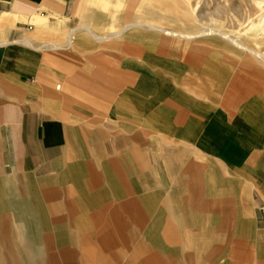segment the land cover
I'll return each mask as SVG.
<instances>
[{
  "label": "crops",
  "instance_id": "1",
  "mask_svg": "<svg viewBox=\"0 0 264 264\" xmlns=\"http://www.w3.org/2000/svg\"><path fill=\"white\" fill-rule=\"evenodd\" d=\"M96 1H100L97 7ZM83 3L0 0V165L20 181L18 173L44 175L63 166L69 136L78 133L73 125L92 127L115 120V126L137 129L131 136L136 146L123 159L116 157L111 168L108 162L100 174L92 172L86 181L84 186L91 190L99 183L104 186L98 196L81 201L75 197L81 196L76 190L83 186L72 183L65 187L63 197L73 215L68 217L65 210L64 216L75 221V231L82 226L77 219L95 216L96 211L90 213L88 207L99 208V225L92 227L99 229V236L90 233L77 243L91 244L99 256H110L99 257L100 264H169L173 259L177 264H206L216 247L224 244L232 224L235 202L228 200L234 189L231 182L206 171L207 164L180 162L182 173L189 177L182 190L152 195L147 192L151 184L144 190L133 184V196L121 171L124 168L134 175L141 158L147 156L141 151L146 138L143 132L194 146L229 170L247 174L264 170V99L247 95L257 88L254 79H264V55L254 47L258 37L244 36L236 27L222 32L210 26V18L201 19L195 0H93L94 6L78 26ZM243 17L242 13L237 16L239 22ZM203 29H216L219 34L202 35ZM89 41L104 51H99V76L93 73L92 50L81 46ZM142 47L153 51L142 52ZM213 48L224 51L227 60L240 63L246 72L216 81L217 71L184 66L189 65L188 59L199 63V52L208 54ZM110 50L128 66L112 65L113 59L105 56L114 55ZM162 53L173 54L184 72L195 75V80L183 84L179 74L170 71L177 88L197 98L205 99L201 93L210 98L206 120L204 117L201 126L192 121V143L187 136L145 128L150 115L164 111L165 104L158 103L173 89L160 73L153 72L159 60L156 55ZM200 77L213 86L201 90L204 80ZM221 101L235 103L223 107ZM192 111H196L194 106ZM193 115L199 119L197 113ZM156 157L159 171L150 167L144 174L149 172L151 177L153 172L160 182L168 181L167 159L160 148ZM95 165L89 166L93 169ZM134 181L139 182L138 177ZM107 193L114 197L112 205L104 200ZM257 194L264 199V182ZM84 204L86 211L82 210ZM255 229L256 239L263 238L264 229Z\"/></svg>",
  "mask_w": 264,
  "mask_h": 264
},
{
  "label": "rangeland",
  "instance_id": "2",
  "mask_svg": "<svg viewBox=\"0 0 264 264\" xmlns=\"http://www.w3.org/2000/svg\"><path fill=\"white\" fill-rule=\"evenodd\" d=\"M83 2L84 5L81 11V21L78 26L83 23V16L88 12L89 7L92 8V6H94L92 4L93 0H83ZM96 2L97 7L100 1ZM195 2L198 3L197 8L201 19L210 18L208 22L210 26H214L222 32H225L226 28L229 30L230 28L234 29L236 27L242 31L241 33L244 36H257L258 38H255L254 41L256 44L254 46L255 50L264 55V0H195ZM240 13L244 15V19L241 22H239V18H237ZM81 46L85 47V50H92V54L95 56L94 62L92 63L93 73L99 76V51L104 52L99 48H102V46L94 41H89L88 43ZM142 48V52L151 50L144 47ZM110 51V53L114 55L105 53V56L107 55L109 56V59H113L111 63L112 65H119V67L122 68H126L128 66L123 58L120 56L118 57V53L115 50ZM225 55L226 54L224 51L213 48L208 54L199 52V63L191 62L192 60L188 59L187 63L189 65L184 64V66L191 67L192 65H198L200 70L211 69L217 71L218 75L216 81H223L224 79V81H226L227 78L230 76H236L238 72L240 73V71L242 72L241 74H243L245 70L242 68L240 63L227 60ZM156 57L159 60L156 62L153 72H155V74L160 73L165 84L167 83L168 87H173L175 91L172 89L173 92L171 91L167 93V95L160 99L158 105L165 104L166 108L161 113L158 112L157 114L150 115L151 117H149V125L145 126V128L149 130L154 127L156 129L170 131L180 136H187L188 141L192 143V121H198L199 125L201 126L204 117L206 120L207 113L211 107L209 105L210 98H207V96L202 93L200 96H204L205 99L197 98L186 90L177 88L175 85V80L171 78V72L173 74H176L177 72L181 78L179 80L183 81V84L185 82L190 83L196 78L195 75L184 72V69L180 68L182 65L181 61L178 62L177 58L173 54L162 53L156 55ZM177 65L179 66L178 68H176ZM244 76L247 80H250V77H248L247 74ZM200 78L201 81L204 80L202 77ZM213 80L214 79H212V81ZM204 81L203 86L202 84L200 86L201 90L203 89L202 87L211 88L213 86H209V83H212L209 79H205ZM254 81L257 88L255 92H250L247 95H258L259 100H262L264 99V79H254ZM247 95H244L239 100L243 99ZM234 103L232 102L230 105H227L221 101V106L224 107L226 105L231 107V105H234ZM192 106H194L196 111H192ZM193 113H197L199 115V119L194 116ZM114 122L115 120L106 121L104 124L92 127L84 124L73 125V129L78 130V133L70 134L69 138L71 139V143L68 148L65 149L63 166H61L60 170L55 172L53 170L50 173L44 175H38L33 171L22 174L18 173V176L21 179L20 181L18 178H16V176H12L14 173H5L3 171L2 165H0V219L3 220H0L1 264H13V260L16 257L20 258V264H27L26 259L28 254L26 251L28 244L24 242L20 243V241L16 242V236L15 238H12L15 244L9 241V229L12 230L11 226L14 227V223L9 217L10 214H14V206H12L10 202H14L15 197H10L8 199V196H6L7 188L8 190L11 188L8 187L7 183H12L14 185L13 189L18 192L22 191L21 194H25V191L22 189V187L27 183L38 188L39 193L42 191L45 192L46 189L50 191H47L46 193L48 196L47 199H49L48 201L45 202L44 199L40 198L39 193L37 192H34L35 199L32 198L31 201L39 202L41 204L40 208L44 210L46 209L44 208L45 206L50 207V222L47 228L44 229V233L47 235L49 242H52L51 244H53V247H55V254L58 257L57 259L60 260L61 257L58 255V249L56 247L59 249L65 247L67 250L69 248V250L72 251L74 255L77 253L79 258L82 255L81 253H83V259L85 262H79V264H89L90 259L96 256L105 258L110 257L109 255L99 256V252L96 251L95 247H91L93 246L91 244L86 245V247L85 244L79 245L77 243L80 242L78 239L81 238L80 231L79 229L75 231L72 228V226L76 225V223H74L75 221L71 222L66 220L64 216L65 210L68 217L72 216L73 213H70V209H68L65 203L67 198H64L63 196L65 187L72 183L75 185L80 184L81 187L83 186L81 189L76 190L77 196H81L77 198L75 197V199L88 202L91 198H93V196H98L99 193H101V189L104 187L102 184L100 185L99 183V186L92 188V190L84 186L86 181L91 178V173L96 172L100 174L102 166L108 162H110L109 166L111 168L112 163L116 161V157L123 159L124 156L134 148V145L136 146V141L132 140L131 136L134 135V132H139V130L129 127L115 126ZM143 133L148 139H143L145 145L143 143L141 144L143 145L141 151L147 156L141 158L139 161L137 166L139 172L137 171L134 176L129 170L121 167V169L123 168V171H121L122 178L130 193L133 194L131 192L133 191L132 188L130 189L133 184L136 188L140 187L141 190H144V186L151 184L152 189H148L147 192H153L152 195H161L164 194V192L168 193L171 190L180 191L187 185L189 180V177L182 173L180 162H194L199 166H205L207 164L205 167L206 171H214L219 174L223 181L231 182L234 189L228 200L235 203L232 208V224L229 231L227 232L225 241L222 242L224 244L218 245L216 247L215 252L208 256L206 264H264V236L263 238L257 236L259 239H256V236H254L256 231L255 227L259 230L264 229V199L257 194L259 185L263 184L264 182V170L260 169L257 172L254 171L253 174H247L249 172L244 173L243 170H229L222 164V162L215 160L208 153H205L194 146L177 143L174 141V139L164 138L156 133ZM95 134L98 136V138ZM149 139H153V141L156 142H151ZM159 148L164 152L167 159L166 168L168 181H165L164 178L163 181L160 182L153 172L151 177L148 174L149 172H147V175L144 174L147 170L149 171L150 167L156 169L157 172L159 171L160 160L158 157H156V153L158 152ZM205 155H209L210 158H207ZM174 158H176V160ZM93 162H95L96 165L93 166V169H91L89 165ZM137 173H140V175L137 176ZM37 176L44 177L35 178ZM136 177H138L139 182L134 181ZM45 180L46 183H43ZM246 181L253 183L255 187L252 188L251 185ZM43 187L45 188L43 189ZM105 196V202H108L112 205V202H114V197H111L110 193H107ZM133 196L135 195L133 194ZM131 197L132 196H129V198ZM222 197H219V200H221ZM15 200L20 203L19 198H15ZM125 200L127 201V198L124 199V202H126ZM23 201L26 202V194ZM86 209L87 207L84 204L82 210L86 211ZM89 210H91L90 213L96 211L95 216H93V218L96 219V222L92 219L90 220L93 226H98L99 208L88 207V211ZM90 215L92 217V214ZM28 217L29 216L27 215L26 218ZM82 217H85L86 219L85 215ZM82 217L77 219V221H82V223H84L85 221L82 220ZM88 231L89 230H86V232ZM91 232L94 236H99V229L93 230L92 228ZM93 242L94 241H90L89 243ZM235 247L237 248L236 252H234ZM149 248L151 249L150 246ZM14 250L17 253H14ZM59 264H63V261L60 260ZM169 264H177V261L173 259V261H171Z\"/></svg>",
  "mask_w": 264,
  "mask_h": 264
},
{
  "label": "bare ground",
  "instance_id": "3",
  "mask_svg": "<svg viewBox=\"0 0 264 264\" xmlns=\"http://www.w3.org/2000/svg\"><path fill=\"white\" fill-rule=\"evenodd\" d=\"M152 28L155 29V31H156V29H158V27H152ZM158 31H159V29H158ZM212 33L219 34V31L216 29H203L201 32L202 35L203 34L208 35V34H212ZM231 40L236 42L237 44H240V41L238 39H231ZM252 53L254 55H256V57H257L256 52H252ZM7 184H8V187H11V188H9V190L7 188V191H6L7 192L6 196H8V199L10 197H13V198L15 197V198H19V200H20V203H18L15 200V198H14V202L9 201L10 204L12 206H14V210H13L14 214L13 215L10 214V216H9L10 219L12 220V222L14 223V227L11 226L12 230L9 229V235H8L9 241L11 243L15 244L14 240L12 238H15V236H16L17 237L16 242L20 241V243L24 242V243L28 244L26 247V249H27L26 251L28 252L27 259H26L27 264H59L60 260L63 261V264H79V262L84 263L85 260L83 259V253H81L82 255L79 258L77 253H76V255H74V253L72 251H70L69 248L67 250L65 247H62L61 249L56 247L58 249V255L61 257L60 260L57 259L58 257L55 254V247H53V244H51L52 242L51 243L49 242V240L47 239V235L44 233V229L47 228V226L50 222V215H51V211L49 210L50 207L45 206L44 208H46V209L44 210V209L40 208L41 204L39 202L31 201L32 198L35 199L34 192L39 193L38 188H36L33 185H29L28 183L24 184L22 187V189H24L25 194H26V202H24L23 200L25 199V194L24 193L21 194L22 191H19V192L15 191L13 189L14 185L12 183H7ZM9 185H11V186H9ZM5 186H6V184H5ZM38 186H40V185H38ZM44 188L45 187H43V189ZM47 191L48 190L46 189L45 192H43V191L41 192L42 194L39 193V197L44 199L45 202L49 200V199H47L48 196L46 195ZM23 194H24V197H23ZM0 204H1V200H0ZM27 215L29 216L28 218H26ZM90 219H92L93 221L96 222V219H94L93 216L91 218L86 217V219H85V217H82V220L85 221L84 223H82V221L80 222V224L82 223V226H81V229H79V231H80V236L82 237V239L86 238V237H90L91 236L90 233L92 234L91 229H92L93 225L91 224ZM0 220L3 221L2 219H0ZM85 226H87V227H85ZM86 230H89V231L86 232ZM81 242H82V245H84L83 241H81ZM14 253H17V252L14 250ZM16 258L13 260V264H20L19 263L20 258H17V259ZM89 264H99V257L96 256V257L90 259Z\"/></svg>",
  "mask_w": 264,
  "mask_h": 264
}]
</instances>
